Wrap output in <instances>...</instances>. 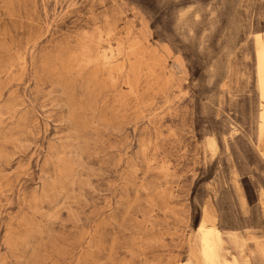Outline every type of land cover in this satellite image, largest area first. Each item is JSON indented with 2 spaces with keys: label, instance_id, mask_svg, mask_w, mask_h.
<instances>
[{
  "label": "rangeland",
  "instance_id": "obj_1",
  "mask_svg": "<svg viewBox=\"0 0 264 264\" xmlns=\"http://www.w3.org/2000/svg\"><path fill=\"white\" fill-rule=\"evenodd\" d=\"M256 33L264 0H0V264H197L204 215L264 264Z\"/></svg>",
  "mask_w": 264,
  "mask_h": 264
},
{
  "label": "bare ground",
  "instance_id": "obj_2",
  "mask_svg": "<svg viewBox=\"0 0 264 264\" xmlns=\"http://www.w3.org/2000/svg\"><path fill=\"white\" fill-rule=\"evenodd\" d=\"M113 51L110 48V55L105 53L101 55L105 62H110L115 57V53L119 52L116 51L113 54ZM253 57L259 108L257 132L258 136L262 138L264 136V39L259 33H256L254 37ZM209 145L212 146V142H209ZM260 153L264 158V152L260 151ZM208 220L205 215L202 216L196 228L198 236V258L203 264H235L227 259H219V251L221 249L220 231L214 225H207Z\"/></svg>",
  "mask_w": 264,
  "mask_h": 264
},
{
  "label": "crops",
  "instance_id": "obj_3",
  "mask_svg": "<svg viewBox=\"0 0 264 264\" xmlns=\"http://www.w3.org/2000/svg\"><path fill=\"white\" fill-rule=\"evenodd\" d=\"M197 264H203L198 257H197Z\"/></svg>",
  "mask_w": 264,
  "mask_h": 264
}]
</instances>
